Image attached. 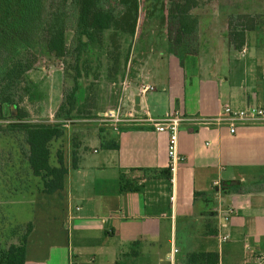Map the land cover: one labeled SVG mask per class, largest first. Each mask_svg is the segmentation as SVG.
<instances>
[{
	"label": "crops",
	"instance_id": "1",
	"mask_svg": "<svg viewBox=\"0 0 264 264\" xmlns=\"http://www.w3.org/2000/svg\"><path fill=\"white\" fill-rule=\"evenodd\" d=\"M244 9L209 14L203 37L199 21L192 52L155 55V50L139 47L135 53L140 63L126 78L129 93L136 98L142 83L152 85L155 90L141 101L150 115L177 113L183 119L178 142L183 160L174 172L167 133L143 126L115 130L97 121L100 114L117 107L119 94L106 102L104 92L97 91L99 108L92 106V116L78 119L77 102L70 120L55 118L62 99L48 122H62L66 132L76 123L79 136L67 153V134L60 142L69 167L64 191L53 195L62 197L61 222L57 229L52 226L56 214L51 212L52 196L46 195L48 201L28 239L26 264H97L99 252L113 256L116 235L119 246H160L157 256L163 264L173 249L178 264H188L194 253H218L222 264L225 254L242 246L251 253L248 264L264 263V122H237L231 133L229 124L210 120L225 106L234 111L264 109V19L247 32L241 51L234 50L227 38L226 16L264 15V0H248ZM139 23L132 39L138 40ZM201 41L208 44L206 50L199 48ZM165 59L170 61L169 74L162 78L157 69ZM108 74L114 80L119 76ZM100 79L101 73L96 80ZM159 88L162 91L156 93ZM111 140L118 148L104 149L103 142ZM74 158L76 168L71 167ZM10 167L14 169L13 163L0 165L2 188L8 179L19 178L8 173ZM122 177L129 184L124 191ZM16 237L13 230L1 232L0 250ZM114 256V264L125 260L115 252Z\"/></svg>",
	"mask_w": 264,
	"mask_h": 264
},
{
	"label": "trees",
	"instance_id": "2",
	"mask_svg": "<svg viewBox=\"0 0 264 264\" xmlns=\"http://www.w3.org/2000/svg\"><path fill=\"white\" fill-rule=\"evenodd\" d=\"M198 6L199 0L170 1L165 22L169 45L175 50H194L199 19L193 11ZM139 19L140 0H0V165L13 163L18 179H40L42 194L53 196L64 191L69 167L60 142L66 129L60 121L33 122L20 106L30 95L27 75L45 45L53 41L54 57L73 81L63 91L55 118L73 119L78 82L100 77L101 56L106 58L107 71L119 74L128 60L122 48L126 40L135 37ZM262 19L264 15L228 16L227 38L234 50L245 47L247 32ZM68 29L74 33L71 44L67 42ZM94 49L101 54L96 70L90 65ZM102 147L117 149L118 145L111 140L104 141ZM71 167L76 168L75 158ZM128 185L122 177L121 190ZM33 229L30 222L13 230V237L23 233L0 250V264H26ZM188 264H220L219 254L194 253Z\"/></svg>",
	"mask_w": 264,
	"mask_h": 264
},
{
	"label": "rangeland",
	"instance_id": "3",
	"mask_svg": "<svg viewBox=\"0 0 264 264\" xmlns=\"http://www.w3.org/2000/svg\"><path fill=\"white\" fill-rule=\"evenodd\" d=\"M170 1L172 0H140V23H139V37L135 39H128L125 41L122 48L123 56H128L127 63L122 66L119 76L114 80L109 76L107 71L108 63L104 56L99 57L100 51L94 49L91 58L90 65L92 69L96 70L99 66V60L101 67L99 72L101 73V79L95 80L90 78H84V80L79 81V91H78V111L76 116L81 118V116L89 117L92 116L91 110L92 106L94 109L99 108L96 103V92L103 91L104 95L107 97L106 102L110 100L109 97L120 96V84L126 78H130L131 74L136 65H138L139 59L135 57V53L138 48H144L146 51L149 49L155 50V55L164 54L169 55L176 53H181L185 51L182 49L178 51L172 48L169 43H167V24L166 17L168 14V9L170 8ZM248 0H199V6L193 11V14L199 18L201 21V36L204 35V28L208 25V20L210 19L209 14L216 12L219 14V9L223 12H233L245 10L244 6ZM229 16V14H228ZM228 16H226L225 21L228 24ZM222 20V17L220 18ZM73 31L68 29L67 31V42L71 44L73 39ZM200 34V33H199ZM201 37V38H202ZM162 40L161 44L159 42ZM202 40V39H201ZM201 45V46H200ZM209 47L208 44L199 42V48L206 50ZM98 54V55H97ZM181 55V54H179ZM192 66L193 63L189 61ZM170 66V61L165 59L161 62V66L158 67V71L165 78L169 74L168 67ZM27 79L30 83V95L21 103V107L30 113L31 120L33 122H48L51 118L50 116L55 113L57 107L63 99V90L66 87L73 85V81L65 76V66L62 65L53 54V41L47 43L43 51L39 54V59L32 71L27 75ZM85 88V90H83ZM109 91V96L106 91ZM161 88L156 89V93L161 92ZM111 92V94H110ZM155 93V94H156ZM116 94V95H115ZM105 103V102H104ZM154 111V108H150ZM69 131L66 132L65 150L74 148L76 144V138L79 136L76 123H71ZM91 155V154H90ZM69 157V154H67ZM11 164V163H9ZM19 169V167H18ZM8 173H17V167L12 169L10 167ZM5 181V179H3ZM9 182H3V194L0 196V235L1 232L4 235L10 234L18 226H23L28 223H35L37 217L41 215L44 210V206L48 201V196L40 193V188L42 187L41 180L35 177L22 179H8ZM2 179L0 178V183ZM17 192V194H16ZM52 208L51 212L56 214L51 219L52 226L57 229L59 223L61 222V206L62 197L52 196ZM68 232L66 233L68 239ZM23 231L20 233L22 234ZM58 233V232H57ZM19 234V235H20ZM18 235V236H19ZM124 237L125 235L122 234ZM18 236L15 238L18 239ZM54 236H51L53 239ZM113 236L109 235V238ZM58 238V235H55ZM116 243L114 244V251H112L113 256L99 254L97 257V264H114L112 261L117 260L114 256L119 254L120 258L123 253H129L128 256L124 257V262L118 264H163L159 262L157 253L159 252L158 245L152 246L147 245L140 249L138 244H127L125 246H119L117 243L119 236L116 235ZM63 239V235L61 237ZM251 253L240 247H235L230 250V254H225L224 258L221 260L222 264H248ZM76 259V258H75ZM80 262L76 259L75 263ZM264 264V263H263Z\"/></svg>",
	"mask_w": 264,
	"mask_h": 264
},
{
	"label": "built area",
	"instance_id": "4",
	"mask_svg": "<svg viewBox=\"0 0 264 264\" xmlns=\"http://www.w3.org/2000/svg\"><path fill=\"white\" fill-rule=\"evenodd\" d=\"M119 86L120 97L117 107L114 110L100 114L97 117V121L111 126L115 130L121 126H143L154 128L158 133H167L169 136L168 153L172 160L171 170L174 172L176 163L183 160L178 154L179 128L183 119L177 113L169 114L163 118H154L150 115L145 106L143 107L141 101L148 93L155 90L154 86L145 83L139 86V110L136 109L135 98L129 93L130 84L127 79L123 80ZM210 120L218 125L229 124L231 133H235L237 122H264V109L249 107L245 110L234 111L230 106H225L220 114ZM226 240V237H222V241ZM176 253V249L171 251L166 264H178Z\"/></svg>",
	"mask_w": 264,
	"mask_h": 264
},
{
	"label": "water",
	"instance_id": "5",
	"mask_svg": "<svg viewBox=\"0 0 264 264\" xmlns=\"http://www.w3.org/2000/svg\"><path fill=\"white\" fill-rule=\"evenodd\" d=\"M135 103H136V109L139 110L140 109V96H136L135 98ZM12 109L14 110V114L17 115V109L15 106H12Z\"/></svg>",
	"mask_w": 264,
	"mask_h": 264
}]
</instances>
